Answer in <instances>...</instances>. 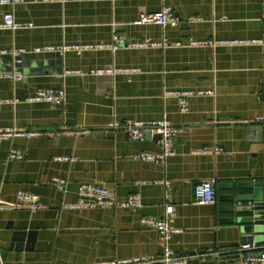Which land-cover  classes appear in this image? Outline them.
<instances>
[{
    "label": "crops",
    "instance_id": "obj_1",
    "mask_svg": "<svg viewBox=\"0 0 264 264\" xmlns=\"http://www.w3.org/2000/svg\"><path fill=\"white\" fill-rule=\"evenodd\" d=\"M165 6L174 11V25L137 23L140 13ZM8 11L32 26L0 28V70L22 72L20 80L0 77V99L10 100L0 104V128L40 134L0 139V198L14 201L25 190L48 206L35 213L0 210V263L93 264L158 256V232L141 217L164 216L168 180L174 207L168 219L179 229L171 248L191 255L187 264H250L244 257L258 253L239 249L241 224L223 221L233 214L220 207H252L255 201L235 199L253 192L238 183L261 182L262 231L253 242L264 245V123L257 120L264 117V47L255 42L264 40V0H8L0 4V22ZM113 35L136 45L111 51ZM164 39L179 44L159 45ZM231 40L241 42H224ZM144 41L151 44L139 45ZM62 45L92 47L33 50ZM16 49L22 51L20 63ZM109 67L130 71L93 73ZM37 88H63L64 105L26 101ZM182 91L204 93L188 96V109L181 111L176 92ZM162 115L176 128L174 153L163 165L133 158L141 150L160 151L154 134L128 140L123 129L108 126ZM205 146L222 152H193ZM11 147L22 150L21 159L8 158ZM54 176L68 181L67 191L53 187ZM83 181L106 187L117 199L139 193L142 205L66 207L77 200ZM199 181L212 182L215 204L196 203ZM223 195H234L233 201L220 200ZM16 230L34 231L31 247L13 246Z\"/></svg>",
    "mask_w": 264,
    "mask_h": 264
},
{
    "label": "built area",
    "instance_id": "obj_2",
    "mask_svg": "<svg viewBox=\"0 0 264 264\" xmlns=\"http://www.w3.org/2000/svg\"><path fill=\"white\" fill-rule=\"evenodd\" d=\"M8 0H0V4ZM177 22V18L174 14V11L165 6L158 11L151 13H140L137 23L146 24L152 23L159 25L161 27H166L167 25H174ZM32 23L18 22L14 19L12 12L8 11L2 15V20L0 22V28L16 30L20 28L31 27ZM226 43H237L241 41H224ZM255 42L260 43L264 47V40H256ZM168 39H164L160 43L163 45L172 44ZM201 42L190 40V44H199ZM206 43V42H204ZM126 44L128 46H134L135 43L126 42L125 38L121 35H113L112 42L107 45L111 51H115L120 45ZM148 41H144L139 45H149ZM173 44H179L178 41ZM101 47L103 45H100ZM92 47L91 45H62L60 47L45 46V47H35L33 50L40 52L42 50H52L58 48L60 51L68 50H81ZM4 52V51H0ZM16 56V62L20 63L19 55L22 52L21 49H16L12 51ZM130 71L127 68H98L94 69L93 73L96 75L109 74L114 75L116 73H126ZM74 71L66 70L65 73L69 74ZM0 77L10 78L14 80H20L22 78V72L20 69L16 68L13 70H0ZM203 91H182L176 92L178 96V107L181 111H186L188 109L186 98L194 94H203ZM29 102H39L44 101L52 105L63 106L65 103V91L63 88H37L34 93L25 99ZM8 102L10 100L0 99V104L3 102ZM18 99H13L12 102H17ZM258 121L264 123V117H258ZM109 128L112 129H123L126 132L128 140H142L145 137L147 131L150 134H158L160 137L157 140V144L160 147L159 152H151L147 150H141L133 155L135 160L147 162L150 164L163 165L167 157L173 155L174 153V135L176 133V128L171 125L166 115H162L161 118L155 121H111L108 123ZM40 132L37 130L22 131L14 128H0V139H6L14 135H22L25 137H31L34 135H39ZM196 154L202 153H213L219 154L222 152L221 147L217 146H205L202 148H197L193 150ZM22 150L19 148L11 147L8 150L7 156L10 159H21ZM57 159H62L58 157ZM64 159H69L65 157ZM51 183L55 189L65 192L67 191L68 181L65 178L54 176L51 179ZM166 186L164 198L166 200L164 207V216L163 217H152V216H143L141 217V222L158 232L159 239L162 243V251L158 256H146V257H136L131 259H122L116 261L108 262H99L93 264H187L188 259L191 255H179L176 253L170 246V239L172 235L179 231V229L174 228L169 223V217L173 214L174 207L170 203V193L169 187L170 183L168 180L163 181ZM195 201L198 204H207L213 205L216 203L215 189L210 181H199L195 184L194 187ZM77 200L70 204L66 205L75 208H108V207H130L133 209H138L142 205V199L139 193H133L127 196L124 199H117L115 194L103 187L101 185L95 184L93 182H80L76 188ZM14 201H6L0 198V210L7 209H27L31 213H35L40 209L46 208L48 205L39 201V198L36 194L25 191L18 190L15 195ZM264 245L256 244L255 242L241 244L240 250H253L256 251L257 255L244 257L243 262L250 264H264ZM228 251H225V253ZM222 252L215 251L210 253V255L217 257L221 255ZM1 264V263H0Z\"/></svg>",
    "mask_w": 264,
    "mask_h": 264
},
{
    "label": "water",
    "instance_id": "obj_3",
    "mask_svg": "<svg viewBox=\"0 0 264 264\" xmlns=\"http://www.w3.org/2000/svg\"><path fill=\"white\" fill-rule=\"evenodd\" d=\"M181 20V18H179ZM259 130H263V126L260 125L258 127ZM151 136L150 132L147 131L145 133V137ZM156 140L160 137V135L155 134L153 135ZM238 187H246V188H251L253 190L252 195L248 197H239L235 196V199L237 200H248V201H255L254 205L252 207H239L235 205H229V206H222L220 207V211L223 213H231L233 214L232 216L229 217H224L222 220L225 222H231V221H236L239 224H241V239L240 243L241 244H246V243H252L253 240H256L254 237L255 233H259L262 231V219L260 216L257 214H260L258 210L262 207L260 204H258L259 201L262 200V183L261 182H247V183H238ZM234 195H223L220 196V200H226V201H233ZM257 212L256 215H249V216H235V214L241 213V212ZM34 239V231H26V230H16L12 233L11 236V242H13V246L19 250L23 244L25 243V246L31 247L32 242ZM24 240H26L24 242ZM12 245V244H10ZM232 247L228 250H221L220 252H225V251H232L235 250ZM257 255V254H256ZM236 256V255H232Z\"/></svg>",
    "mask_w": 264,
    "mask_h": 264
}]
</instances>
